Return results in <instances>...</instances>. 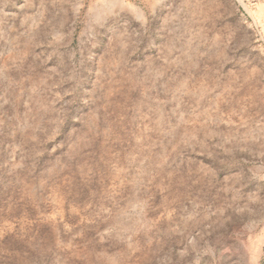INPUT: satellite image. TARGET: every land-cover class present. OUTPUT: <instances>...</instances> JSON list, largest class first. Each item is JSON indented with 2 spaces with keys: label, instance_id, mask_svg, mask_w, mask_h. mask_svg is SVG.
Listing matches in <instances>:
<instances>
[{
  "label": "rangeland",
  "instance_id": "374dc122",
  "mask_svg": "<svg viewBox=\"0 0 264 264\" xmlns=\"http://www.w3.org/2000/svg\"><path fill=\"white\" fill-rule=\"evenodd\" d=\"M0 264H264V0H0Z\"/></svg>",
  "mask_w": 264,
  "mask_h": 264
}]
</instances>
